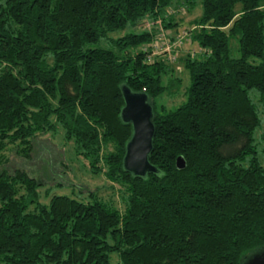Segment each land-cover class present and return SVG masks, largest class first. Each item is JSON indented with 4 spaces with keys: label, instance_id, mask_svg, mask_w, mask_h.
Here are the masks:
<instances>
[{
    "label": "trees",
    "instance_id": "obj_1",
    "mask_svg": "<svg viewBox=\"0 0 264 264\" xmlns=\"http://www.w3.org/2000/svg\"><path fill=\"white\" fill-rule=\"evenodd\" d=\"M194 3L0 0V264H114L115 254L118 264H242L264 249V159L255 143L264 0H201L184 39L187 99L167 111L156 99L166 77L182 78L175 51L152 55L158 21L175 39L183 30L171 9ZM148 22L151 29L130 30ZM123 86L153 105L156 173L125 169L134 128L122 116ZM45 134L117 186L119 200L54 188L43 202L35 169H5L11 148L30 159Z\"/></svg>",
    "mask_w": 264,
    "mask_h": 264
},
{
    "label": "rangeland",
    "instance_id": "obj_2",
    "mask_svg": "<svg viewBox=\"0 0 264 264\" xmlns=\"http://www.w3.org/2000/svg\"><path fill=\"white\" fill-rule=\"evenodd\" d=\"M196 5L192 11L188 10V7L184 5V8L171 9L176 11V20L182 26L181 30L184 31L191 22L198 17L202 12L201 0H193ZM190 4V3H189ZM154 26L153 23H145L143 27L140 25L138 29L130 30H142L143 28L151 29ZM142 27V28H141ZM178 35V34H177ZM232 50L234 56H239V46L237 39H231ZM191 44L187 41L181 47L178 52L177 60L172 64L173 73L175 76L181 77L182 82L170 83V77H166L165 84L168 86L166 92L159 96L156 101L158 105L162 103L166 105V110L175 109L186 101L187 96L184 94V90L189 86L191 79L189 71L184 66V57L188 52V45ZM177 54V53H176ZM252 62H260V58H251ZM251 94L254 100H257V92L252 90ZM263 119V124L261 128L257 131L255 135V143L258 144V150L260 152L259 157L261 160L264 159V154L262 153L263 146L260 140V133L264 131V114L261 113ZM9 158V163L5 169L9 172H13L16 169H23L28 172L34 170L39 174V177L43 179L45 185L41 189L42 201L48 202L49 199L46 197L47 189L52 192L51 195L65 194L71 195L75 192L77 195L82 194L87 197L91 193H97L101 196L109 198L110 196H115L118 201L119 191L118 187L112 185L105 176H98L90 171V167L87 161L82 159H74V154L72 152L71 146H66L61 140L60 136H54L50 134L41 135L36 143L35 152L31 154L30 159H25L16 153L15 148H11L7 153ZM1 169V168H0ZM112 262L118 264V255L112 256Z\"/></svg>",
    "mask_w": 264,
    "mask_h": 264
},
{
    "label": "water",
    "instance_id": "obj_3",
    "mask_svg": "<svg viewBox=\"0 0 264 264\" xmlns=\"http://www.w3.org/2000/svg\"><path fill=\"white\" fill-rule=\"evenodd\" d=\"M126 105L122 116L133 123V136L128 143L124 160L125 169L136 176H146L156 173L157 169L149 162V155L153 148L155 124L153 121L154 109L148 95L144 92H133L129 87L123 86ZM178 168L186 166L184 158L178 159ZM242 264H264V249L248 255Z\"/></svg>",
    "mask_w": 264,
    "mask_h": 264
},
{
    "label": "built area",
    "instance_id": "obj_4",
    "mask_svg": "<svg viewBox=\"0 0 264 264\" xmlns=\"http://www.w3.org/2000/svg\"><path fill=\"white\" fill-rule=\"evenodd\" d=\"M158 25H159V29H158V33L155 36V41L153 43V54H158L161 52H168V54H171L172 57V53L171 52H176L178 54V52L180 50H178L179 47H181L183 44H185L184 39L186 37V35H188L187 29H185L184 31H182L181 34L177 35L175 37V39L171 38L172 32L171 30L165 29L162 26V22L158 21ZM201 51V49H199V52ZM198 51L194 50V54H196ZM174 53L173 55V59L176 58L177 54Z\"/></svg>",
    "mask_w": 264,
    "mask_h": 264
}]
</instances>
